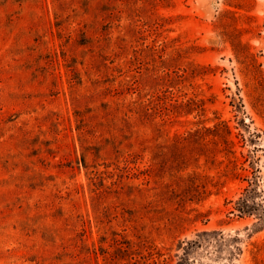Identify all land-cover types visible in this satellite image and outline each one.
I'll list each match as a JSON object with an SVG mask.
<instances>
[{"label":"rangeland","instance_id":"374dc122","mask_svg":"<svg viewBox=\"0 0 264 264\" xmlns=\"http://www.w3.org/2000/svg\"><path fill=\"white\" fill-rule=\"evenodd\" d=\"M0 264H264V0H0Z\"/></svg>","mask_w":264,"mask_h":264},{"label":"trees","instance_id":"16d2710c","mask_svg":"<svg viewBox=\"0 0 264 264\" xmlns=\"http://www.w3.org/2000/svg\"><path fill=\"white\" fill-rule=\"evenodd\" d=\"M144 111L147 113L146 109ZM231 130L227 122L220 121L213 127L203 126L185 134L176 133L172 142L158 146L153 151L150 173L157 178H164L167 173L171 181L165 185L207 187V183L201 180L204 177L201 172L194 170L193 175L187 176L182 172L194 163L195 168L201 167L199 161L202 157L216 162V154L235 145ZM238 135L242 142L246 140L242 134ZM227 151L234 154L233 150ZM242 208H239L241 213L244 212L240 210Z\"/></svg>","mask_w":264,"mask_h":264}]
</instances>
